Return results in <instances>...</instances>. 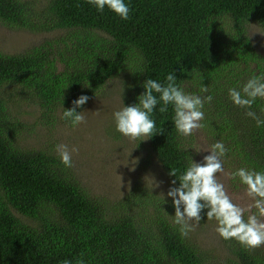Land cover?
<instances>
[{"label": "trees", "instance_id": "obj_1", "mask_svg": "<svg viewBox=\"0 0 264 264\" xmlns=\"http://www.w3.org/2000/svg\"><path fill=\"white\" fill-rule=\"evenodd\" d=\"M130 7L122 20L87 0H0L3 27L53 34L23 53L0 52V264H264V245L222 238L225 256L212 258L160 212L142 218L161 204L144 192L133 201V190L111 213L115 205L93 199L53 152L17 146L34 126L10 117L15 99L38 112L34 124L57 133L73 126L63 112L80 95L91 101L125 76L120 94L132 105L144 80L163 83L175 71L177 83L204 100L205 118L185 137L174 128L172 106L160 113L158 105L155 134L145 141L170 183L171 168L182 174L216 142L225 145L222 163L236 187L246 190L232 176L237 169L264 171V126L248 115L264 120V98L241 107L229 97L264 74V55L248 33L250 24L264 31V0H131ZM245 209V218L257 212Z\"/></svg>", "mask_w": 264, "mask_h": 264}, {"label": "rangeland", "instance_id": "obj_2", "mask_svg": "<svg viewBox=\"0 0 264 264\" xmlns=\"http://www.w3.org/2000/svg\"><path fill=\"white\" fill-rule=\"evenodd\" d=\"M248 33L254 49L260 55H264V31L256 24H250ZM51 37L53 34L7 29L0 25V52L10 55L23 53L29 47ZM124 80H127L125 76L123 79L111 81L103 93H99L88 102L83 109L85 119L82 123L76 126H57L56 129L59 130L57 133L41 124H34L37 111L33 110L32 113V106L24 102L19 103L15 99L10 106V117L18 114L22 122L34 126L29 134L16 139L15 142L23 150L53 152L58 158H60L56 151L58 144H66L70 150L77 149L72 152V166L67 167L68 170H72L79 185L85 188L93 199L104 201L108 206L115 205L110 210L111 213H115V207L134 190L133 201L135 193L140 192L161 200L159 206L147 209L150 214L142 210V218L153 220L152 214L155 213L157 216L160 212L165 221L175 223V209L171 199L166 195L171 186L170 180L155 157L149 154L145 137L132 140L116 131L113 113L125 104L123 94H120L123 92ZM195 131L193 132L197 133ZM206 150L200 148V155H208ZM227 170L223 166V171L216 174L218 182L224 185L234 203L242 208H249V205L254 204L253 199L244 188L233 185L229 174L226 173ZM13 213L20 220L31 224V221L20 213L16 211ZM258 218L264 222V217ZM191 225L187 237L212 258L221 259V256L224 258L222 246L225 241L216 231V221L209 219L201 223L192 221Z\"/></svg>", "mask_w": 264, "mask_h": 264}, {"label": "clouds", "instance_id": "obj_3", "mask_svg": "<svg viewBox=\"0 0 264 264\" xmlns=\"http://www.w3.org/2000/svg\"><path fill=\"white\" fill-rule=\"evenodd\" d=\"M98 12L107 8L120 19L127 20L131 12V0H87ZM258 32V31H257ZM257 32H254L257 33ZM261 33V32H260ZM175 71L166 75L162 83L157 79L147 78L142 83L144 91L138 95L137 103L125 105L113 113L116 131L132 140L154 136L156 120L153 118L159 105V112L168 111L172 106L174 113L172 123L177 133L182 136H191L193 131L202 127L201 121L205 118L202 110L204 100L201 96L188 93L180 84ZM231 101L241 107H251L257 98H264V74L250 78L241 90H229ZM90 97L80 95L73 101V107L63 112V119L73 126L82 123L85 119L82 108ZM210 101L211 97H207ZM257 121V126H264V120L256 118L255 113L248 112ZM61 162L66 167L72 166V152L66 144L56 145ZM208 155L197 162L192 159L182 174L176 169L169 173L175 177L167 190V197L171 199L175 209V224L179 225L181 236H187L191 231V222L199 223L206 216L215 219L216 231L224 240H237L248 248H257L264 245V222L258 217H264V171L239 168L232 173L233 178L238 177L241 184L246 186L249 197L254 204L249 205L257 210V214L245 218L246 209L234 203L222 183L218 182L216 174L223 171L222 157L226 153L225 145L216 142L208 150ZM177 181L178 186H177ZM63 264H72L65 260Z\"/></svg>", "mask_w": 264, "mask_h": 264}]
</instances>
